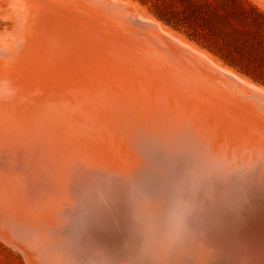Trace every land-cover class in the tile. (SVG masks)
Returning a JSON list of instances; mask_svg holds the SVG:
<instances>
[{"label": "bare ground", "instance_id": "6f19581e", "mask_svg": "<svg viewBox=\"0 0 264 264\" xmlns=\"http://www.w3.org/2000/svg\"><path fill=\"white\" fill-rule=\"evenodd\" d=\"M11 3L13 26L0 34V236L20 247L30 264H84L66 250H74L70 241L101 252L116 237L125 245L119 261L133 262L141 242L154 238L155 249L176 253L174 264H264V248L256 241L264 242V222L258 220L264 221V171L234 175L200 150L194 156L189 142L175 144L179 125L162 122L157 107L150 114L124 88L151 80L114 67L117 87L127 92L104 90L85 62L90 60L60 51L63 33L48 30L46 36L25 11V0ZM182 125L190 131L188 123ZM182 147L192 155L182 156ZM22 180L31 187L20 189ZM56 197L75 213L70 227L64 219V227L47 224ZM21 201L37 205L27 211ZM239 209V223L262 224V230L250 228L246 233L254 241L233 244L223 234L221 211L233 217Z\"/></svg>", "mask_w": 264, "mask_h": 264}, {"label": "water", "instance_id": "95a60500", "mask_svg": "<svg viewBox=\"0 0 264 264\" xmlns=\"http://www.w3.org/2000/svg\"><path fill=\"white\" fill-rule=\"evenodd\" d=\"M25 1V11H29L33 20L40 25L38 28L47 31L46 36L51 35L48 30L63 33L64 36L60 37L63 38L62 43L58 44L63 54L69 57L74 55L77 61L82 60L78 58L80 56L90 60L85 62L92 65L94 76L96 73L99 75L96 79L101 82L100 86L104 90L119 92L121 95L127 92L117 87L114 67L129 74L133 73L135 76L144 74L145 78L151 80V85L144 82L138 85L133 81L124 88L130 89L131 93H136L138 97L144 99L145 102L137 98L142 103L141 106L150 114H152L150 109L157 107L160 111L157 116L162 122L179 125L176 129L179 133L175 136V144L182 140L189 142L193 147L194 156L196 153L199 156L202 152L216 164L218 169L233 174L264 171V87L262 85L217 65L204 52L180 40L152 18L138 13L136 8L125 0ZM258 1L264 3V0ZM8 4L9 0H0V16L5 18H0V34L5 28L9 31L13 26L12 17H15L13 13L16 11L9 10ZM56 26L63 28V31H58ZM97 63L100 66L107 64L110 67L101 70ZM84 68L86 72L89 71L87 67ZM157 91H161V97L155 98L154 93ZM187 94L191 97L189 98ZM183 122L189 124L190 127L185 126L189 127L190 131L185 133L182 130ZM187 148L189 147H182L178 151L184 154L182 156L192 155L190 151L186 153ZM198 150L201 152L198 153ZM241 157H246L248 160L241 162ZM2 161L0 153V164ZM0 169H2L1 165ZM20 178L26 177L20 176ZM19 183L20 189L31 187L28 180ZM41 195L43 196V193ZM58 200L56 197L52 201L55 203L52 210L56 212L48 215V223L43 219L39 221L47 223L50 227L61 224L64 227L65 220H68L70 227V220L73 221L75 213H71L68 204L64 209V204ZM44 202L45 200L42 203ZM34 203H38L37 200ZM20 204L21 208L27 211H33L28 207L37 205H27L25 202ZM67 210L68 216L64 215V211ZM59 211L63 217L59 216ZM241 212V209L237 210L232 217L222 214L221 211L224 220L223 234L232 238L233 244L239 239L250 241L252 236L246 233L250 228L262 230V224L254 226L250 221L244 222L245 220L239 223ZM237 225L240 228H237ZM50 238L54 240V236ZM127 238L132 239V237ZM137 238L139 237H134ZM0 239L18 250L27 264H30L20 247L14 246L1 236ZM112 239L113 241H109L111 240L109 238L103 244L107 249L101 252H89L87 245L77 240L75 242L69 240L74 250L69 248L66 250L71 251L75 258L84 264H174L176 253L161 248L155 249L156 243L152 241L155 240L154 238L149 244L146 243L147 240H141L142 247H138L140 252L134 257L133 262L130 263L125 259L119 261L118 255L124 250L125 245L118 237ZM19 240L22 242V239ZM256 241L259 249L264 248L263 241L258 239ZM81 248L86 255L80 252ZM164 255L170 260H166Z\"/></svg>", "mask_w": 264, "mask_h": 264}, {"label": "rangeland", "instance_id": "374dc122", "mask_svg": "<svg viewBox=\"0 0 264 264\" xmlns=\"http://www.w3.org/2000/svg\"><path fill=\"white\" fill-rule=\"evenodd\" d=\"M10 1V0H9ZM13 2V0H11ZM11 1L9 2L12 5ZM131 3L135 8L136 11L144 16H150L162 23L165 29L169 30L170 32L174 33L180 38L188 41L189 43L195 45L198 49L205 51L208 55H210L215 61L218 63L229 67L230 69L234 70L237 74L252 80L262 86L264 83L256 81L252 78L251 75L246 74L240 68L243 67L246 71L251 74H260L264 77V58L259 57L255 53L252 55L245 54L241 56L239 53L234 52L233 50L230 52L227 51L228 46L224 39L218 34L212 33L208 31L205 27H202L203 24L206 23L207 20L213 22L214 25H223L224 17L228 16L236 26L239 28H244L246 24L239 20V17L232 16L230 9H240L239 5L231 0H125ZM209 2L212 6H208ZM225 2L228 3V8L225 6ZM241 4L246 7L248 13H250L254 18L259 19L261 22L264 23V3L258 0H241ZM224 5V6H223ZM198 6L199 8H193ZM11 7V6H10ZM165 8L167 11L170 12L172 16L171 24L166 23L162 19L156 16L158 11H163L162 9ZM219 8V13L221 16H218L216 13V9ZM10 9V8H8ZM193 11L195 12L194 15L192 14ZM0 18H4V16H0ZM5 19V18H4ZM5 21V20H3ZM188 22V23H186ZM177 24L181 28L176 29L174 25ZM191 29L193 26L199 29L198 32L201 33V39H210L212 42V51L203 47L202 45L198 44L194 40L190 39L187 34L183 31L185 28ZM1 27V26H0ZM183 27V28H182ZM247 29L251 32V40L255 44V48L248 49V52L254 51L260 48L261 43H264V27L258 30V28L254 24H250L246 26ZM201 28V29H200ZM191 33V32H190ZM228 44H238L237 41H226ZM244 42V41H243ZM232 55V56H231ZM224 57L231 58L235 61H238V67L231 66L228 64ZM241 65V66H240ZM0 264H27L25 259L23 258L22 254L0 239Z\"/></svg>", "mask_w": 264, "mask_h": 264}, {"label": "trees", "instance_id": "16d2710c", "mask_svg": "<svg viewBox=\"0 0 264 264\" xmlns=\"http://www.w3.org/2000/svg\"><path fill=\"white\" fill-rule=\"evenodd\" d=\"M141 2H143V0H140ZM231 1H234L236 2L240 9H230L229 10L231 11V15L232 16H238L239 17V20H241L242 22H244L247 25H250V24H254L258 30L261 29L264 27V23L261 22L259 19H256L254 18L250 13H248V10L246 9V7H244L242 4H241V0H231ZM208 6H212V4L209 2ZM224 6V5H223ZM225 6L228 8V3L225 2ZM193 8H196L198 9L199 7L196 6ZM163 11H158L159 13H156V16L160 19H162L163 21H165L166 23L168 24H171L173 21H171L172 16L170 14L169 11H167L165 8L162 9ZM219 8L216 9V13L218 16H221V13H219ZM193 15L195 14V12L193 11L192 13ZM196 15H194L195 17ZM188 23V22H186ZM183 26V25H182ZM244 27V28H239L238 26H236L234 24V22L228 18V16H225L224 17V21H223V25L220 26V25H214L213 26V22L210 21V20H207L205 24L202 25V27H205L206 29H208V31L212 32V33H215V34H218V36H221L222 39H224L225 43L228 45L226 46L228 49L227 51L230 50V52L233 50L234 52L236 53H239L241 56L245 55V54H249V55H252V54H256L258 55L259 57H263L264 58V43H261L260 45V48L257 49V50H254V51H250L248 52V49L251 48H255V44L252 42L251 40V32L247 29V27ZM174 27L176 29H181L179 27V25L175 24ZM185 28V30H183L187 36L194 40L195 42H197L198 44L202 45L203 47L209 49V50H213L212 49V44H210V42H212L210 39H201L202 37L201 36V33L198 32L199 29L195 28L194 26L191 28V29H187V27L183 26ZM182 27V28H183ZM201 29V28H200ZM191 32V33H190ZM239 41L238 44H228L226 41ZM244 41V42H243ZM250 46V47H249ZM236 50V51H235ZM232 56V55H231ZM225 61L230 64L231 66H234V67H239L238 65V61H235L231 58H227V57H224ZM241 66V65H240ZM243 72H245L246 74L248 75H251L253 79H255L256 81H259V82H262L264 83V77L260 74H251L249 73L248 71H246L245 69H243V67L240 68Z\"/></svg>", "mask_w": 264, "mask_h": 264}]
</instances>
